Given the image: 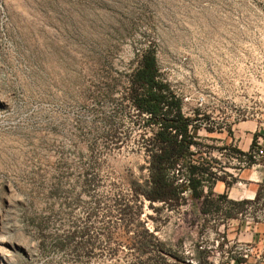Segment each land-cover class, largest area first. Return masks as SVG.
Wrapping results in <instances>:
<instances>
[{
    "label": "rangeland",
    "instance_id": "1",
    "mask_svg": "<svg viewBox=\"0 0 264 264\" xmlns=\"http://www.w3.org/2000/svg\"><path fill=\"white\" fill-rule=\"evenodd\" d=\"M145 51L189 119L206 199L132 197L153 128L129 95ZM156 239L264 264V0H0V264H182Z\"/></svg>",
    "mask_w": 264,
    "mask_h": 264
},
{
    "label": "trees",
    "instance_id": "2",
    "mask_svg": "<svg viewBox=\"0 0 264 264\" xmlns=\"http://www.w3.org/2000/svg\"><path fill=\"white\" fill-rule=\"evenodd\" d=\"M157 73L154 53L145 51L131 74L132 90L129 95L141 112L149 114L147 122L153 127L152 135L147 138L144 148L147 178L143 182L132 183V197L135 200L142 197L148 201L149 206L151 202H161L162 206L176 207L186 201V195L195 200H203L208 196L203 192L204 180L199 166L192 158L194 153L191 145L194 144V135L189 131V119L181 111L180 99L174 96L168 84L162 81ZM227 187L225 185V190L217 196L218 198L227 197ZM257 196L258 193L255 197ZM131 208L125 205L122 208L123 214L127 210L130 212ZM154 209L159 210L161 207ZM198 210L207 212L205 207ZM134 212L138 216L141 209L138 208ZM144 232L149 234L146 228ZM166 245L156 239L154 246L161 259L169 256L176 263L212 264L210 251L202 246L195 248L191 262L187 261L188 257L184 256L181 250Z\"/></svg>",
    "mask_w": 264,
    "mask_h": 264
}]
</instances>
